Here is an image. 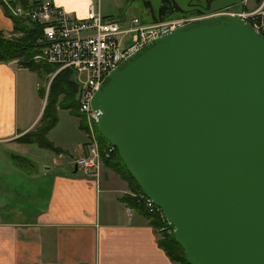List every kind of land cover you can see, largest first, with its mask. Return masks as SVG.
I'll return each mask as SVG.
<instances>
[{
  "label": "water",
  "instance_id": "95a60500",
  "mask_svg": "<svg viewBox=\"0 0 264 264\" xmlns=\"http://www.w3.org/2000/svg\"><path fill=\"white\" fill-rule=\"evenodd\" d=\"M160 21L169 0H144ZM178 26L113 70L98 129L174 228L189 264H264V35L236 16ZM78 171L75 166L74 172Z\"/></svg>",
  "mask_w": 264,
  "mask_h": 264
},
{
  "label": "crops",
  "instance_id": "0c3cea01",
  "mask_svg": "<svg viewBox=\"0 0 264 264\" xmlns=\"http://www.w3.org/2000/svg\"><path fill=\"white\" fill-rule=\"evenodd\" d=\"M50 1L77 19H86L92 6L102 15L97 0ZM0 29L13 30L1 5ZM56 71L44 75L16 61L0 63V264H177L158 245V230L149 219L126 202L128 182L105 166L98 180L76 175L71 163L86 154L82 127L83 139L71 153L64 142L49 139L61 152L46 149L53 153H46L44 162L36 163L25 151L39 147L18 141L38 124ZM25 73L48 83L40 86L46 91L37 94L38 112L29 121L20 114L27 99ZM15 202L30 216L21 208L18 215L11 212Z\"/></svg>",
  "mask_w": 264,
  "mask_h": 264
},
{
  "label": "built area",
  "instance_id": "2783aa9c",
  "mask_svg": "<svg viewBox=\"0 0 264 264\" xmlns=\"http://www.w3.org/2000/svg\"><path fill=\"white\" fill-rule=\"evenodd\" d=\"M2 2L10 15L39 29V50L34 57L36 63L58 66L56 74L64 69L73 72L77 86L76 102L85 123L88 140L85 145L86 154L78 156L71 164L73 169L77 166L78 172L83 175L98 180L103 162L97 124L102 112L92 107L94 94L107 76L135 51L176 27L198 19L172 22L154 20L147 23L139 17H133L128 20L131 25L126 26V19L104 17L93 6L86 19H77L50 0H31L27 5L13 3L12 0ZM246 4L247 0H242L241 8L237 5L228 6L210 16L239 17L264 35V2L250 11L245 9ZM128 34L135 35L133 44L124 47L120 38ZM135 197L149 214H158L165 220L163 213L151 199L143 193Z\"/></svg>",
  "mask_w": 264,
  "mask_h": 264
},
{
  "label": "trees",
  "instance_id": "16d2710c",
  "mask_svg": "<svg viewBox=\"0 0 264 264\" xmlns=\"http://www.w3.org/2000/svg\"><path fill=\"white\" fill-rule=\"evenodd\" d=\"M13 1V0H12ZM23 5H27L31 0H16ZM262 0L256 3L259 5ZM0 5L3 7L6 16H8L13 24L12 35L17 33L23 34L18 39L4 37V31L0 29V63H10L16 61L19 65L42 74L52 73L58 69L56 65L39 64L34 61V57L38 53V39L40 31L27 21L18 19L10 15L2 0ZM256 5V6H257ZM162 7L161 9H163ZM153 21L155 20L152 16ZM26 23V24H25ZM45 92V91H44ZM77 86L74 82L73 72L64 69L57 73L51 80L46 97V105L42 116L34 129L28 131L21 136L18 141L22 144L33 145L39 148L51 149L55 152H61L55 148L48 139L49 132L58 123L57 109H69L74 116L80 118V127L85 128L84 120L79 113L78 104L76 102ZM59 108V109H60ZM101 157L104 166L116 172L120 177L125 179L134 193H143L135 179L127 170L118 151L114 148L99 131ZM102 140V142H101ZM112 151H110V149ZM126 202L137 211L147 217L150 224L157 230L161 231V237L158 239V245L167 253V255L177 264H189L185 259L183 248L178 244L174 236V228L168 225L160 215L149 214L143 207L141 201L133 197H127ZM165 230V231H164Z\"/></svg>",
  "mask_w": 264,
  "mask_h": 264
},
{
  "label": "rangeland",
  "instance_id": "374dc122",
  "mask_svg": "<svg viewBox=\"0 0 264 264\" xmlns=\"http://www.w3.org/2000/svg\"><path fill=\"white\" fill-rule=\"evenodd\" d=\"M257 1L258 0H247V4L244 5L245 9L248 11L253 10L257 6L261 5L264 2V0H262V2L259 5H257V3H256ZM98 2H100L101 6H102V15L105 17L111 16L113 18L120 19V20L122 18H125L126 21H128V20L130 21L133 17H139L141 20H143L147 23L153 22L150 4L145 2L144 0H97V4H98ZM13 3H19V1L13 0ZM169 3H171V8L170 7L169 8H163L160 11V19H161L160 21L172 22V21L194 19V18L190 17L188 12L181 11L174 4L173 0H169ZM129 21L126 24V26L131 25V22L129 23ZM3 33H4V37L14 38V39H18V38L22 37V35H23L20 33H17L16 35L15 34L12 35L13 34L12 32L7 34L5 31ZM134 37H135V35H133V34H128L126 36H123L122 38H120L121 39V45L124 47L131 46L133 44ZM22 75L24 76V82H26V89H27L26 98L27 99L25 102L20 103V114L22 116H24L26 121H29L34 116H36V114L38 112L36 110V106L39 107L38 103L36 102L37 101L36 97H38L37 94H39V91H41L42 94L44 91H46L45 87L41 88L40 86H47L48 83L46 82L45 77L39 78V77H37L31 73H28V74L25 73ZM23 76H22V78H23ZM45 105H46V100H45ZM45 105H44V107H45ZM60 107L61 106L59 104V107L57 109L58 123L53 128V130L51 132H49L48 139L55 140V142L56 141L62 142V143L64 142L63 148H68L69 152L71 153V152H73L74 149L77 148V146L79 145V142H81V140L83 139L81 129H80V118L77 116H74V114L70 113L71 111L69 109H62ZM40 116H42V114ZM82 129L84 130L83 132L86 135V141H87L88 140L87 131L85 128H82ZM67 140L69 142H72L71 145L74 147H71V145L66 146L65 143ZM7 147H9V146H7ZM14 149H16V148H14ZM34 149H35L34 152H32V151L29 152L28 150H25V151L27 153H29V157L33 161H35L36 163L44 162V159L46 157V153L49 154L50 156H52V153H53L52 151L46 150V149L35 148V147H34ZM64 154L68 157L67 152L65 153V151H64ZM103 169H104V164H102V167L100 170V176L102 175ZM78 174H81V173L77 172L76 175H78ZM120 178L122 180H125L122 177H120ZM132 193L137 195L131 189V194ZM131 194L128 197H133V198L137 199L135 197V195L133 196ZM12 198L18 202L16 197H12ZM17 202L11 203V207L16 208V209L11 210V212H15L18 215L19 209L21 208V213H23L24 215L27 214L28 216H30V214H28L29 211L27 209L21 207V205H18ZM161 231L162 230H158L159 238L161 237Z\"/></svg>",
  "mask_w": 264,
  "mask_h": 264
},
{
  "label": "flooded vegetation",
  "instance_id": "af4514ba",
  "mask_svg": "<svg viewBox=\"0 0 264 264\" xmlns=\"http://www.w3.org/2000/svg\"><path fill=\"white\" fill-rule=\"evenodd\" d=\"M213 1L214 0H200V1L199 0H192L190 5H198V6L203 7L204 9H208ZM169 7L171 8V3H170ZM169 7H164V8H169ZM161 10L162 9H160V11ZM151 11H152V9H151ZM188 14L190 15V17H192L194 19H202V18L207 16L206 14H204L203 12H200L198 10L192 11V12H188ZM152 16H153V13H152Z\"/></svg>",
  "mask_w": 264,
  "mask_h": 264
}]
</instances>
